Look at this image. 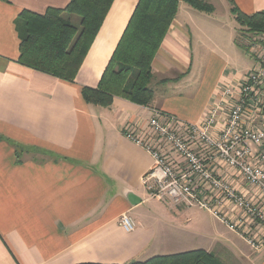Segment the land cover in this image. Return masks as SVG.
Masks as SVG:
<instances>
[{
  "label": "crops",
  "instance_id": "obj_1",
  "mask_svg": "<svg viewBox=\"0 0 264 264\" xmlns=\"http://www.w3.org/2000/svg\"><path fill=\"white\" fill-rule=\"evenodd\" d=\"M69 1L0 0V264H127L159 255V203L166 212L193 206L150 196L143 178L154 158L124 132L147 130L150 107L201 123L222 86L253 64L237 48L211 42L195 8L181 0L152 62V104L120 96L107 107L90 104L83 87L98 85L139 0L113 1L73 81L20 63L16 27L23 10L44 13ZM204 1L214 10H196L211 18L217 1L229 11L235 3L246 14L264 12V0ZM239 31L229 39L247 51ZM126 213L137 224L131 232L119 224ZM239 237L244 246L217 247L214 238L205 250L226 264H264V243L255 250Z\"/></svg>",
  "mask_w": 264,
  "mask_h": 264
},
{
  "label": "built area",
  "instance_id": "obj_2",
  "mask_svg": "<svg viewBox=\"0 0 264 264\" xmlns=\"http://www.w3.org/2000/svg\"><path fill=\"white\" fill-rule=\"evenodd\" d=\"M254 65L222 86L201 123L150 107L149 127L125 130L154 158L143 182L152 198L212 213L253 249L264 243V32L248 41ZM128 232L137 224L123 214Z\"/></svg>",
  "mask_w": 264,
  "mask_h": 264
},
{
  "label": "trees",
  "instance_id": "obj_3",
  "mask_svg": "<svg viewBox=\"0 0 264 264\" xmlns=\"http://www.w3.org/2000/svg\"><path fill=\"white\" fill-rule=\"evenodd\" d=\"M113 1L70 0L66 7H50L44 13L23 10L16 19L20 63L65 80H75ZM180 1L139 0L98 85L83 87L88 103L107 107L120 96L140 105L152 104V62L177 15ZM184 1L200 11L214 10V6L204 0ZM231 11L240 31L264 32V12L246 14L235 3ZM127 264L226 263L214 252L199 248Z\"/></svg>",
  "mask_w": 264,
  "mask_h": 264
},
{
  "label": "rangeland",
  "instance_id": "obj_4",
  "mask_svg": "<svg viewBox=\"0 0 264 264\" xmlns=\"http://www.w3.org/2000/svg\"><path fill=\"white\" fill-rule=\"evenodd\" d=\"M184 4L190 7L188 3L184 2ZM216 4L217 10L213 18L208 17V15H203L204 13L196 9H192L195 14H198L196 20L203 26V29L209 33L208 36L212 38L211 42L217 45V47H225L227 50H230L229 47L237 48L244 60L251 61V63L253 62L249 68H244L245 71H247L253 67L254 60H252V57L247 53L248 51H246L245 44L239 45L235 43L236 45H233L229 39L230 34H232L233 37L237 35L240 28L239 24L235 20L231 9L229 11L227 2L217 1ZM230 12L233 15H231ZM223 23H225L224 26ZM234 25L235 32H233ZM241 34L244 36L243 42H245L246 39L249 41L254 35L253 32L247 30H244ZM197 39H199V36H197ZM214 48L217 49L216 46H214ZM242 66H244V64H242L241 67ZM237 69L240 68L236 66L234 71ZM159 205L161 207H158L157 211H155L158 214V221L156 222L158 223L156 243L159 248H165V250H157L156 253H159V255L162 253L183 252L199 248L206 249L214 238L218 239L220 244H222H217V247L226 246L227 248H231L233 240H237L243 244V246L245 244L240 239V235L231 231L207 210L193 206L187 209L188 212H182L179 211V209H168L169 212H166L164 208H162L161 203H159ZM167 208L169 207L167 206ZM172 245L175 248L168 250ZM222 251L225 252L226 250L222 249ZM147 257L150 256L141 257L139 260H146L148 259Z\"/></svg>",
  "mask_w": 264,
  "mask_h": 264
}]
</instances>
